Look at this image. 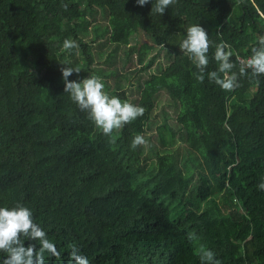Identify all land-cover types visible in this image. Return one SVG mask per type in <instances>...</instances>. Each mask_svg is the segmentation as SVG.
<instances>
[{
  "label": "trees",
  "instance_id": "16d2710c",
  "mask_svg": "<svg viewBox=\"0 0 264 264\" xmlns=\"http://www.w3.org/2000/svg\"><path fill=\"white\" fill-rule=\"evenodd\" d=\"M262 14L264 0H177L160 17L134 0H0V206L32 209L59 252L45 264H72L73 243L91 264H200L201 246L264 264V77L224 92L179 49L200 23L207 71L225 43L238 72ZM61 63L143 116L105 137L63 92Z\"/></svg>",
  "mask_w": 264,
  "mask_h": 264
},
{
  "label": "clouds",
  "instance_id": "9594fccd",
  "mask_svg": "<svg viewBox=\"0 0 264 264\" xmlns=\"http://www.w3.org/2000/svg\"><path fill=\"white\" fill-rule=\"evenodd\" d=\"M177 0H134L139 7L151 3V14L162 16L166 9L175 5ZM67 7V5H65ZM264 18V14H262ZM208 31L200 23H193L186 28L179 42L181 53L188 56L197 70L196 79L203 82L205 78L224 92H233L240 87V78L244 76L264 77V36L256 40L251 48V55L241 61L239 71H234L236 64L228 45H215L211 59L216 63V70L207 71L211 45ZM75 40L65 39L63 49L71 52L78 48ZM62 65H66L61 63ZM79 68L64 66L60 68L64 84L63 92L70 101L82 112L88 120L100 130L105 137H111L114 130L142 117L145 109L142 106L122 100L118 95H110L105 91V83L95 75L70 80L74 73H80ZM148 143L143 135H135L130 148L135 150ZM257 191L264 192V179L257 184ZM193 237L190 236L191 240ZM0 252L5 253L0 264H45L46 258L59 255L56 243L49 234L34 220L32 209L17 201L8 206H0ZM200 264H220L214 250L201 246L197 253ZM72 264H91L87 255L73 243L70 248Z\"/></svg>",
  "mask_w": 264,
  "mask_h": 264
},
{
  "label": "rangeland",
  "instance_id": "374dc122",
  "mask_svg": "<svg viewBox=\"0 0 264 264\" xmlns=\"http://www.w3.org/2000/svg\"><path fill=\"white\" fill-rule=\"evenodd\" d=\"M143 40L146 41V38L140 36V37H139V41H140V42H143ZM132 42H133V40H132ZM132 65H133L132 62H128V63H126L125 67H124L123 69H122V68H121V69L124 70V69H126V68H133ZM126 70H127V69H126ZM132 78H133V77H132ZM132 78H131V79H132ZM121 85H122V86H126V85H127L126 80H123V81L121 82ZM163 138H164L165 140H167L166 136H164ZM216 200H217V199H216Z\"/></svg>",
  "mask_w": 264,
  "mask_h": 264
},
{
  "label": "built area",
  "instance_id": "2783aa9c",
  "mask_svg": "<svg viewBox=\"0 0 264 264\" xmlns=\"http://www.w3.org/2000/svg\"><path fill=\"white\" fill-rule=\"evenodd\" d=\"M248 58V57H247ZM247 58H241V57H237V60L239 63H241V61H245Z\"/></svg>",
  "mask_w": 264,
  "mask_h": 264
}]
</instances>
